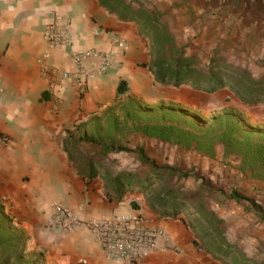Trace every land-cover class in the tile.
Instances as JSON below:
<instances>
[{
  "label": "crops",
  "instance_id": "0c3cea01",
  "mask_svg": "<svg viewBox=\"0 0 264 264\" xmlns=\"http://www.w3.org/2000/svg\"><path fill=\"white\" fill-rule=\"evenodd\" d=\"M139 1L136 5L133 0V6L160 11L154 0ZM160 1L168 32L178 40L201 32L214 45L232 46L226 61L233 66L236 50L244 48L258 53L255 59L264 65V0ZM113 10L102 0H0V136L8 139L0 144V204L12 205L29 230L32 245L40 247L51 264H129L106 258L83 223L62 233L49 227L48 221L62 207L78 212L82 219L111 211L153 219L178 248L165 247L160 240V249L144 264H226L196 247L194 232L184 220L159 217L144 195H127L122 201L108 197L104 174L91 179L90 158L85 159L83 151L80 161L74 157L82 144L80 128L115 108L121 110V101L131 96L148 102L169 100L174 99L172 91L183 90L155 84L147 66L151 49L139 24L123 20ZM56 13L70 26V41L62 47L51 46L44 36ZM121 41L125 49L119 46ZM74 51L103 52L115 58L104 74L64 77L62 72L79 70ZM99 62V56H89L83 65L89 71ZM123 80L128 91L120 95ZM216 167L212 161L200 165L205 173H216ZM218 175L211 179L218 181ZM228 175L226 180L235 183L233 174ZM244 186L254 188L250 179L244 180ZM253 198L261 210L253 215L257 223L264 213V190ZM134 200L139 209L132 207ZM239 202L228 203V218L244 217L245 206ZM252 228L264 241L263 228Z\"/></svg>",
  "mask_w": 264,
  "mask_h": 264
},
{
  "label": "trees",
  "instance_id": "16d2710c",
  "mask_svg": "<svg viewBox=\"0 0 264 264\" xmlns=\"http://www.w3.org/2000/svg\"><path fill=\"white\" fill-rule=\"evenodd\" d=\"M104 4H111L123 20L134 21L139 24L144 34L152 39V61L147 66L151 71L156 85L165 87H181L189 84L196 90L214 94L228 88L246 106H264V77L256 78L249 70L233 68L228 64L221 66L211 65L202 70L196 66L194 56H187L178 49L175 39L160 26L159 12L151 11L145 7H135L132 1L102 0ZM174 54L168 55V51ZM179 52V53H178ZM128 91L126 81H121L118 93ZM124 113L125 122L133 123L135 132L147 137L158 139L208 157H215L218 145H224V155L241 157V170L252 171V177L264 181V127L253 124L246 114L233 106H225L214 110L210 116L179 103L175 100H159L141 102L136 98L128 97L119 104ZM121 122L118 117L113 121L111 129H119ZM122 129V128H121ZM94 142L95 138L89 139ZM121 140V139H120ZM116 145V142H115ZM107 146L114 148L115 146ZM108 148L107 150H111ZM118 150V149H117ZM132 152L138 156L144 165L150 166V172L142 176L140 172L121 170L114 176L105 174L106 195L122 201L129 194H142L147 198L149 207L163 219L181 218V213L192 208L191 196L199 193L193 190H184V186L176 184L188 176L175 167L162 165L148 157L143 148L130 149L121 146L119 151ZM89 175L93 179L100 173V168L89 163ZM174 177L177 181L172 183ZM171 182V183H170ZM160 184L161 189H156ZM156 190V191H155ZM231 198L238 201L248 200L259 207L253 199L242 197L234 191ZM195 199V198H194ZM131 205L139 209L140 205L134 200ZM4 207L0 204V215ZM197 217L186 222L195 234L194 244L203 247L217 259H232L233 264H264V261L255 262L245 257L237 250L235 244L229 242L224 232L225 221L218 217L206 203L197 205ZM258 212H261L259 210ZM5 215V214H4ZM5 217H8L5 215ZM9 227V226H8ZM5 222L0 221V264H46L45 252L31 256L33 252H26L29 237L23 230L12 232L10 237L1 233L8 229Z\"/></svg>",
  "mask_w": 264,
  "mask_h": 264
},
{
  "label": "rangeland",
  "instance_id": "374dc122",
  "mask_svg": "<svg viewBox=\"0 0 264 264\" xmlns=\"http://www.w3.org/2000/svg\"><path fill=\"white\" fill-rule=\"evenodd\" d=\"M135 1L136 5H139L140 1ZM152 4L155 7H160V11H158L160 13V26L161 28L163 27L162 30L167 29L168 31V24L167 21L164 20L161 1L154 0V3ZM198 33L199 34L197 35L195 33L188 34L185 39L182 37L184 39L183 41L181 39L178 40L172 35L171 36L175 39L177 45L179 46V52L184 51V54L187 56L195 57L196 66L199 69L205 71V69L211 65L218 68V66H221L222 64H228L233 68L247 69L256 78L264 77V65L259 66L260 64L257 63V59H255L258 53H253L254 51L249 48L236 50L234 60L232 61L236 66L235 67L226 61L229 54L232 52V46L223 42L219 43L220 46L214 45L212 40L207 41V36L205 37L201 35V32ZM144 38L148 42V46L150 47L149 49H151L150 51H152V39L147 34H144ZM200 40L204 42H200ZM226 45L230 48H227ZM170 53L174 54V51L169 50L168 55H170ZM150 54L152 56V52ZM99 64L100 62L98 65ZM101 74L102 73H99L97 75ZM179 88H183V90L181 92L172 91L170 93L172 98H174L172 100L192 108L194 111L193 113L199 111L204 116H210L214 110H219L225 106H233L242 110L250 119L251 123L262 125L264 127V106L260 105L256 107H248L244 105L228 88L222 89L214 94L196 90L189 84L182 85ZM132 98L148 103V101L141 96H134ZM117 117L121 122V127L113 130L111 129V125ZM79 134H82L80 138L82 144H80L81 148L79 153L74 154V157L80 161L82 156L81 153L83 151L85 159L90 158V160H93L94 165L97 168H100V173L104 175L109 173L114 176L121 170H128L131 172L138 171L142 176H145L148 172H150V166L144 165L136 154L124 150L119 151L121 146H125L130 149H137L138 147L143 148L146 155L154 159L159 166H172L182 172H188V176L181 179L176 184V187L184 186V190H193L199 193L198 196L193 195L190 198L192 203L196 200V203L191 204L192 208L196 209V211H200L197 209V205L206 203V205L218 217L225 221L226 230L224 235L226 239L235 244L237 250L240 251L241 254L245 255V257L251 258L255 262L264 261V241L259 239L262 237H257L254 234L255 229L252 228V225H259V228L262 227L264 232V213L262 212L259 214L261 217L260 222L256 223L253 215L254 213L256 214L258 208L252 202L244 199L239 202L240 205L245 206L246 211V214L243 218H241V220L236 221L238 218L231 219L226 215L228 203H231L234 200L231 198L234 191H237L242 197L252 198L254 200L253 197L257 196L260 191L264 190V181L254 179L251 175V170H248L247 172L241 170V157H225L224 145L221 144L217 146L215 157H208L196 152L193 149H186L178 145L147 137L143 134L135 132V126L133 123L125 122L124 113L122 109L120 110L119 108H115L114 111L107 112L101 117H95L90 123L85 124V126L80 128ZM91 138H95L96 143L90 142L89 139ZM112 144L115 145L114 148H110ZM108 148L111 150H107ZM207 161H212L217 165L216 173L219 174L218 176L220 178L218 181H213L211 179L212 175L216 174L214 171L205 173L200 169V165ZM228 174H233L235 183H229L228 180H226V175L229 177ZM246 179L252 180V183L254 184V188L251 190H246L244 186V180ZM176 181L177 177H174L172 183H175ZM156 185V189L162 188L160 187V184ZM129 195L142 196L141 194ZM145 199L147 202L146 197ZM2 206L4 207L2 211L8 217H5L2 213V215H0V221L5 222L7 227H9L1 234L6 237H10L13 235L11 234L12 232H16V229L23 230L29 237L26 252H33L31 256H35L40 252H43V250L36 246V244L33 243L32 245L29 230L24 227V222L18 217L16 212L15 214L13 213L12 205L5 203L2 204ZM196 211L189 209L188 211L181 213V218L179 219L189 222L190 218L198 216ZM249 216H251L253 220H250ZM237 225L240 228H237ZM198 242L201 247H196L204 249L202 248L203 242L199 239ZM231 260L232 259H222V261L226 264H233ZM45 261L46 264H51L47 256H45Z\"/></svg>",
  "mask_w": 264,
  "mask_h": 264
},
{
  "label": "built area",
  "instance_id": "2783aa9c",
  "mask_svg": "<svg viewBox=\"0 0 264 264\" xmlns=\"http://www.w3.org/2000/svg\"><path fill=\"white\" fill-rule=\"evenodd\" d=\"M59 13L45 31V39L51 46H66L70 41V26L63 24ZM125 49L123 41L118 43ZM99 56L100 64L86 71L84 60L89 56ZM74 63L79 67L77 72H62L64 77L75 76L90 78L99 73L104 74L110 67L115 56L96 51L72 53ZM8 139L0 136V144H6ZM84 224L92 232L106 258L124 260L129 264H144L148 257L160 249V240L165 247L178 248L169 233L153 223V219L142 214H120L115 211L106 212L98 217L82 219L78 212L60 208L48 221L49 227H55L62 233Z\"/></svg>",
  "mask_w": 264,
  "mask_h": 264
}]
</instances>
